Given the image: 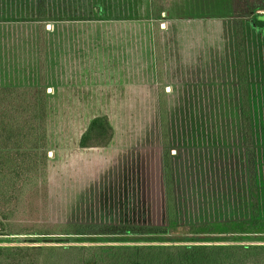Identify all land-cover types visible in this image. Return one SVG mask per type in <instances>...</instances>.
<instances>
[{
	"label": "trees",
	"instance_id": "1",
	"mask_svg": "<svg viewBox=\"0 0 264 264\" xmlns=\"http://www.w3.org/2000/svg\"><path fill=\"white\" fill-rule=\"evenodd\" d=\"M37 17L44 0H36ZM0 23V202L66 173L67 236L159 235L264 196V13ZM45 88L53 89L47 96ZM6 108V106H4ZM82 166H77L78 163ZM76 166V167H75ZM12 211H0V235ZM19 252V251H17ZM49 264H264V244L62 245Z\"/></svg>",
	"mask_w": 264,
	"mask_h": 264
},
{
	"label": "rangeland",
	"instance_id": "2",
	"mask_svg": "<svg viewBox=\"0 0 264 264\" xmlns=\"http://www.w3.org/2000/svg\"><path fill=\"white\" fill-rule=\"evenodd\" d=\"M159 17L178 24L192 21H238L247 31L264 0H156ZM36 0H0V23H62L82 21L150 20V0H44V16L37 17ZM52 96L53 89L45 88ZM6 106V108L4 107ZM15 106L0 103V125L14 131L25 123ZM78 163L77 166H82ZM76 167V166H75ZM66 173L41 179L20 201L0 202V211H12L0 235V264H49L48 251L62 245H150L158 243L264 244V196L258 208L239 218L201 217L179 220L159 235L67 236L60 232L70 221L62 186ZM65 221V223H64ZM19 251V252H17Z\"/></svg>",
	"mask_w": 264,
	"mask_h": 264
}]
</instances>
